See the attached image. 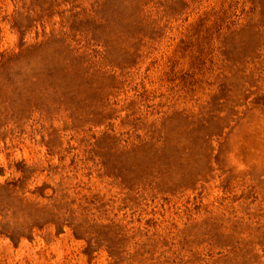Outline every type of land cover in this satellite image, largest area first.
I'll list each match as a JSON object with an SVG mask.
<instances>
[{"label": "rangeland", "instance_id": "rangeland-1", "mask_svg": "<svg viewBox=\"0 0 264 264\" xmlns=\"http://www.w3.org/2000/svg\"><path fill=\"white\" fill-rule=\"evenodd\" d=\"M6 183L0 264H264V0H0Z\"/></svg>", "mask_w": 264, "mask_h": 264}, {"label": "trees", "instance_id": "trees-1", "mask_svg": "<svg viewBox=\"0 0 264 264\" xmlns=\"http://www.w3.org/2000/svg\"><path fill=\"white\" fill-rule=\"evenodd\" d=\"M18 185L16 183H6L3 186H0V200L8 203L9 200H14L15 198L12 197L13 190L17 188ZM5 205L7 206V204ZM35 225L32 226H24L21 227L19 230H9L8 225H2L0 223V236H5L10 239V241L17 245L22 238H27L32 240L31 230ZM27 229V233L25 232ZM40 229V228H39Z\"/></svg>", "mask_w": 264, "mask_h": 264}]
</instances>
